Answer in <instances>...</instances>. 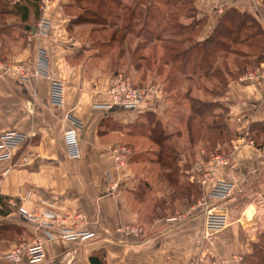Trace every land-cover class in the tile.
I'll return each instance as SVG.
<instances>
[{
    "label": "crops",
    "instance_id": "crops-1",
    "mask_svg": "<svg viewBox=\"0 0 264 264\" xmlns=\"http://www.w3.org/2000/svg\"><path fill=\"white\" fill-rule=\"evenodd\" d=\"M70 2L17 0L18 8L13 9L17 28L0 29V61L6 67L5 73L0 70V135L10 131L27 135L14 159L0 162V264H14L6 259L13 250L20 252L16 264H29L25 251L36 240L42 241L46 253L41 264H90L89 257L96 252L104 254L105 264H247L255 249L264 252V133L255 136L249 128L264 123V61L232 80L216 99L227 110L234 138L213 152L199 145L189 153L184 141L174 156L179 181L168 186L156 148L143 130L147 112L168 125L170 105L163 92L150 111L108 109L115 69H128L137 87L154 83L157 76L147 73L141 80V70L113 67L81 44L70 25ZM194 6L204 20L198 41L208 38L231 10L249 13L264 32V0H195ZM41 19L50 21L49 35L42 42L48 75L21 82L13 71L35 56L37 43L25 34ZM52 80L63 83L61 106L49 102ZM155 84L162 89V84ZM194 96L204 98L197 92ZM69 117L81 122L77 160L67 157L63 144ZM174 138L185 139L184 132ZM113 144L134 153L125 168L114 167L107 149ZM27 152L36 159L29 167L15 166L19 155ZM215 157L227 158L229 165L220 166ZM211 180L229 181L235 192L225 204L227 226L204 239L201 213L189 212L202 200L207 207L215 204L207 196ZM112 183L118 187L115 192L109 191ZM175 190L186 195L174 197ZM21 211L31 218L21 223ZM47 213L54 219L49 220ZM127 228L141 232L136 237L121 231ZM62 231L90 235L66 241L60 238Z\"/></svg>",
    "mask_w": 264,
    "mask_h": 264
},
{
    "label": "trees",
    "instance_id": "trees-1",
    "mask_svg": "<svg viewBox=\"0 0 264 264\" xmlns=\"http://www.w3.org/2000/svg\"><path fill=\"white\" fill-rule=\"evenodd\" d=\"M10 1L0 0V16L3 18L4 15H13L15 13L13 9L18 8L15 3L17 0H15L7 9ZM156 1L160 6L167 7L168 13L159 12L160 6L156 5ZM194 1L136 0L137 3L131 10L127 7L122 9L125 25L118 28L112 22L109 27L116 28L110 34L109 39L103 42V46L106 48H111L117 40L119 42L117 57L114 63H111L113 67L123 66L131 67L137 71L141 70L139 73L141 80L145 79L147 73L163 77L162 92L169 105L170 101H173L169 110L170 121L168 125L163 124L153 114L147 112L143 114V117L147 118L148 124L144 126L143 130L156 148V161L168 186H176L179 181V171L174 160L177 149H173L169 145L170 140L180 137L184 132L189 153L199 145L208 152H213L217 145L229 143L235 134L228 127L227 110L216 99L226 93L232 80H236L264 61V32L261 25L247 12L231 10L220 20L208 38L198 41L204 20L197 17ZM72 3L95 6L97 11L89 10L88 12L93 15L88 19L83 20L81 17H75L70 22L71 26L84 24L93 26L95 21L97 22L98 13L105 7L104 0H71L69 8ZM140 5L144 6V10H140ZM115 6L119 7L117 4ZM178 7L180 10L176 11ZM191 9L194 18L189 17ZM94 17L95 19H92ZM136 17L140 18L137 20ZM188 18L195 21L192 24L180 22V19L187 20ZM101 19L99 23L103 24L105 28L106 21H104V17ZM118 19L121 18L118 17ZM135 19L138 25L142 23L140 28L143 29L133 32L132 20ZM31 27L27 29L28 33L32 30ZM100 31L105 32L104 29H100ZM94 33L95 30L90 31L91 35ZM119 33H121L120 36H118ZM127 35L133 36L135 40L139 38L140 41L132 45L131 41L126 42ZM260 45L261 51L256 56L246 51V49H256ZM128 46L133 48H128ZM147 51L149 52L147 53ZM133 58L137 59L133 61ZM120 71L124 70L115 69V75ZM125 72V75L128 76V69H125ZM129 79L132 81L131 77ZM180 80L188 84L184 92H181L182 94L179 93L178 87H175V84ZM133 85L137 84L133 83ZM194 92L200 93L204 98L194 96ZM179 109L183 112L179 117H176L175 113ZM217 110L224 111V117H222V113H217ZM221 118L222 121L217 122ZM173 121H175V125L183 124L184 130L182 131L180 127L176 126L177 129L175 128L173 132L169 131L168 128L171 127ZM249 128L255 136L264 133V123H253ZM254 141L256 140L254 139ZM132 156L134 153L130 159ZM140 156L145 159L143 154ZM178 194L186 195L185 192H176V190L173 195L176 197ZM89 262L90 264H105L104 254L102 252L92 254L89 257ZM247 264H264V252L255 249L248 258Z\"/></svg>",
    "mask_w": 264,
    "mask_h": 264
},
{
    "label": "built area",
    "instance_id": "built-area-1",
    "mask_svg": "<svg viewBox=\"0 0 264 264\" xmlns=\"http://www.w3.org/2000/svg\"><path fill=\"white\" fill-rule=\"evenodd\" d=\"M50 21L41 19L36 26L27 34L28 41L37 43L35 56L32 61L27 64H17L14 69L16 78L21 82H33L39 77L48 75L49 61L46 55L42 42L49 35ZM0 70L5 73L6 67L0 61ZM246 77L249 78L247 74ZM162 89L155 83H149L141 87L133 85L132 81L124 73L115 75V82L111 85L108 93L111 97V104L108 109L119 108L128 111H150L154 100L158 98ZM63 83L61 81L52 80L49 84V102L53 106H61L63 104ZM70 127L63 133V144L66 155L71 160H77L81 157V152L78 142V131L81 129V122L76 117H69ZM27 135L18 131H10L0 135V162L12 161L19 149L26 143ZM107 149L110 151L113 159L114 167L122 169L127 166V163L132 155V151L127 146L121 144L109 145ZM36 159L32 153H21L19 162L15 166L29 167L31 162ZM220 166H228L227 158H214ZM207 176V175H206ZM206 181H200L204 184ZM211 186L208 192V197L215 201L211 207H207L202 200L197 205L191 208V213L200 212L203 218V238L209 239L222 231L228 223L227 211L225 208L226 202L233 196L235 188L233 183L223 180H211ZM116 183H112L109 187L110 192L117 190ZM31 194L28 193L26 198L29 199ZM49 220L54 219V215L45 214ZM31 215L21 211L19 221L26 222ZM120 231V230H119ZM125 233L138 236L140 230L138 228H127L121 230ZM89 233L82 231L79 233L72 231H62L60 238L66 241L77 239H85L89 237ZM25 255L29 264H41L46 253L41 240L31 242L25 251ZM6 259L16 264L20 261L19 250H13L6 255ZM237 260H241L237 257Z\"/></svg>",
    "mask_w": 264,
    "mask_h": 264
},
{
    "label": "rangeland",
    "instance_id": "rangeland-1",
    "mask_svg": "<svg viewBox=\"0 0 264 264\" xmlns=\"http://www.w3.org/2000/svg\"><path fill=\"white\" fill-rule=\"evenodd\" d=\"M13 1H15V0H11L10 2H8L9 6L7 5V9H8V7H11ZM135 3H137L136 0H104L105 7L102 9V11L100 13H98L99 16H97V18H96L98 23L95 21L93 26H91L89 24H84V25H81L80 27H75L74 26L73 33H74L76 39L81 44H83V45L85 44L87 47H90L91 50L93 51V53H96L99 56H103L104 58L108 59V61H110V64L114 63L115 58L117 57V52H118L119 46H120L118 40L112 44L111 48L104 47L103 46V42L107 41L109 39L110 34L112 33V31L115 30L116 27L121 28L122 26L125 25V22L123 20V18H124L123 11H122L123 7H127L129 10H131L133 7H135ZM115 4L119 5V7L117 8L115 6ZM156 5L160 6L158 1H156ZM0 8H1V6H0ZM79 8H81V9H79ZM166 9H167V7L165 8L163 6H160L158 8V11L159 12H161V11L165 12V14H166L169 11L168 9L167 10ZM89 10L94 12V11H97V8L95 6L92 7L90 5L86 6L85 3H82V5L76 4V3H74V4L72 3L71 8L69 10H67V13L69 14V16L72 19H74L75 17H81V19L84 20V19L90 18L91 15H93V13L88 12ZM140 10H144V6L140 5ZM179 10H180V8L178 7L176 9V11H179ZM109 12H111V15H109ZM189 13H190L189 17H193L194 18V13L192 12V9H191V12H189ZM80 15H82V16H80ZM13 16L14 15H12V14H10V15L4 17V18L0 16V29H2V30L5 29L6 30V29H9V28H17L16 27V22H18V21H17V18H15ZM101 17H104V19H105L104 21H106V23H105L106 27L105 28H104L103 24L99 23L102 20ZM118 17L121 18V19H118ZM136 18L138 20L140 17H136ZM7 19L9 20L8 22L5 21ZM92 19H95V17L92 18ZM194 21L195 20H193L192 18H190V19L188 18L187 20L180 19L181 23H190V24H192V22H194ZM112 22L115 23L116 27H109ZM141 24L142 23H140V25ZM132 25H133L132 26L133 32H136L138 29H143V28H140V25H138L136 23V19L132 20ZM100 29H102V30L104 29L105 32L104 33L101 32ZM91 30H95V33L92 34V35L89 33ZM27 34H28V32H26L25 35H27ZM120 35H121V33L118 34V36H120ZM128 41H131V44L134 45V43L136 44L140 40H139V38H137L135 40V39H133V36L131 37V35H127L126 42H128ZM128 48H133V47L128 46ZM246 51H248L250 53H253L256 56L261 51V45H260V47L257 46L256 49H251V50H247L246 49ZM148 52L149 51H147V53ZM103 53H107V54L104 55ZM134 59L136 60L137 58H133V61H134ZM145 65H147V63H145ZM254 69H251L248 72H253ZM122 70H124V71H122V72L120 71V72L125 74L126 73L125 69H122ZM128 76L130 77V75H128ZM161 76L162 75H160L159 77H157L155 79L156 83H160V84L162 83L163 77H161ZM132 81H133L134 84H136V81H134V80H132ZM175 85H176L175 87H178L179 93H181V92H184V90H185V88H186V86L188 84H187V82H185L183 80H180ZM143 86H144V84H143ZM171 104H173V101L172 102L170 101V105ZM182 112L183 111L179 109L175 113V116L179 117V115H181ZM216 112L220 113V114L222 113L221 115H223L222 117H224V111L217 110ZM208 121L210 122V119H208ZM220 121H222V118L217 120V122H220ZM172 123H173L172 125H175L174 121ZM172 125H171V127L169 129V131H171V132H173L175 130V128H176V125L175 126H172ZM178 126L180 127L181 125L179 124ZM232 136L233 135L231 134V137ZM224 138H226V137H224ZM232 138H234V137H232ZM183 139H180V141L175 139V138L171 139L170 142H169V145L172 146L173 149L174 148H176V149L178 148L179 149L180 147L183 146L182 143H185L184 142L185 139L184 140ZM147 155L149 157V154H147ZM182 191L184 192V190H182Z\"/></svg>",
    "mask_w": 264,
    "mask_h": 264
}]
</instances>
